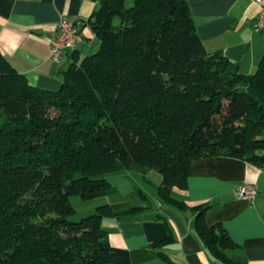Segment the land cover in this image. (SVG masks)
Listing matches in <instances>:
<instances>
[{
	"label": "trees",
	"instance_id": "trees-1",
	"mask_svg": "<svg viewBox=\"0 0 264 264\" xmlns=\"http://www.w3.org/2000/svg\"><path fill=\"white\" fill-rule=\"evenodd\" d=\"M87 25L98 48L73 53L55 91L0 52V264H113L102 221L139 209L100 205L76 222L71 198L106 196V178L132 165L157 171L159 203L186 211L171 192L186 187L192 160L264 164V55L244 75L208 53L188 0H101ZM190 210L210 254L237 264L220 226L205 224L208 206Z\"/></svg>",
	"mask_w": 264,
	"mask_h": 264
},
{
	"label": "crops",
	"instance_id": "crops-1",
	"mask_svg": "<svg viewBox=\"0 0 264 264\" xmlns=\"http://www.w3.org/2000/svg\"><path fill=\"white\" fill-rule=\"evenodd\" d=\"M101 0H0V52L28 83L55 91L73 53L95 52L99 42L87 25ZM133 0H126L130 5ZM200 41L208 53H222L244 75L253 74L264 55V33L254 31L260 6L252 0H188ZM76 22L80 40L58 63L50 58L49 42L59 32V20ZM110 191L92 201L91 211L109 205L114 212L139 209L120 220L104 219L113 264H226L215 259L199 238L196 213L208 206L204 221L220 226L232 246L225 257L237 264H264V164L254 166L230 157L192 160L186 187L171 195L188 208L160 204L162 178L155 170L132 165L106 178ZM255 187L256 196L243 201L237 189ZM168 240L162 247L155 242ZM164 258V259H163Z\"/></svg>",
	"mask_w": 264,
	"mask_h": 264
},
{
	"label": "built area",
	"instance_id": "built-area-1",
	"mask_svg": "<svg viewBox=\"0 0 264 264\" xmlns=\"http://www.w3.org/2000/svg\"><path fill=\"white\" fill-rule=\"evenodd\" d=\"M260 6L255 20L254 31L264 33V0H252ZM59 32L49 42L50 58L58 63L68 52L72 51L77 41L80 40V33L75 21L63 16L58 23ZM237 196L243 201H251L256 196V189L250 185H243L237 189Z\"/></svg>",
	"mask_w": 264,
	"mask_h": 264
},
{
	"label": "rangeland",
	"instance_id": "rangeland-1",
	"mask_svg": "<svg viewBox=\"0 0 264 264\" xmlns=\"http://www.w3.org/2000/svg\"><path fill=\"white\" fill-rule=\"evenodd\" d=\"M71 202L73 203V206L76 211L75 215L72 217V220L78 222L85 216L93 213L91 211L92 201L91 202H80L77 198H71Z\"/></svg>",
	"mask_w": 264,
	"mask_h": 264
}]
</instances>
